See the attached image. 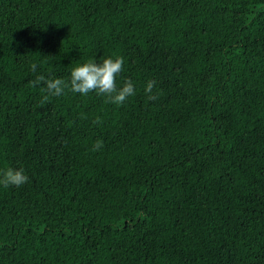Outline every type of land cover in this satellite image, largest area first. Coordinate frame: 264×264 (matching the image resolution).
<instances>
[{"label":"trees","instance_id":"obj_1","mask_svg":"<svg viewBox=\"0 0 264 264\" xmlns=\"http://www.w3.org/2000/svg\"><path fill=\"white\" fill-rule=\"evenodd\" d=\"M117 57L122 105L31 83ZM9 167L0 264H264V0H0Z\"/></svg>","mask_w":264,"mask_h":264},{"label":"clouds","instance_id":"obj_2","mask_svg":"<svg viewBox=\"0 0 264 264\" xmlns=\"http://www.w3.org/2000/svg\"><path fill=\"white\" fill-rule=\"evenodd\" d=\"M123 58L117 57L103 59L101 63L88 61L82 65L72 68L70 79L65 81L62 78H46L44 75H38L31 83L38 86L43 84L44 91L48 97H59L65 93L66 88H70L73 93H79L86 96L90 92H96L97 95L107 97L108 102L122 105L130 96L135 94V88L131 80L124 83L121 88L116 86V77L123 71ZM31 70L35 72L36 65L33 64ZM155 81H149L145 87L149 100H155L157 97L152 95ZM98 122V121H97ZM103 146L101 141H97L93 151L99 150ZM28 182V177L23 169L8 168L0 174V184L5 188L9 186L20 187Z\"/></svg>","mask_w":264,"mask_h":264}]
</instances>
